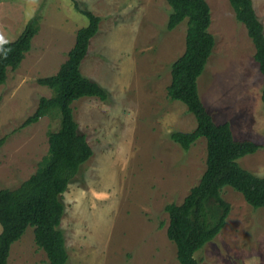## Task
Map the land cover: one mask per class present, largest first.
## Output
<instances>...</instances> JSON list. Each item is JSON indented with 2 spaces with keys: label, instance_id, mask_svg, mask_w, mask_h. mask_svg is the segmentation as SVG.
I'll use <instances>...</instances> for the list:
<instances>
[{
  "label": "rangeland",
  "instance_id": "1",
  "mask_svg": "<svg viewBox=\"0 0 264 264\" xmlns=\"http://www.w3.org/2000/svg\"><path fill=\"white\" fill-rule=\"evenodd\" d=\"M76 1L101 18L80 70L108 98L72 103L93 154L62 196L68 264H178L164 208L183 201L206 161L204 138L187 151L169 138L196 125L186 106L166 95L171 64L185 49L186 21L166 29V0ZM252 1L264 27V0ZM206 2L215 46L198 79L199 95L216 123L230 124L235 139L261 145L239 164L264 177V78L254 45L229 0ZM33 17L39 30L31 49L0 85V189L17 188L47 154L58 115L21 124L41 97L52 95L37 80L57 72L77 30L87 25L72 0H0V40L14 39ZM221 195L230 213L221 232L195 254L197 264H264V208H252L231 187ZM8 263L48 264L33 227L11 245Z\"/></svg>",
  "mask_w": 264,
  "mask_h": 264
},
{
  "label": "trees",
  "instance_id": "2",
  "mask_svg": "<svg viewBox=\"0 0 264 264\" xmlns=\"http://www.w3.org/2000/svg\"><path fill=\"white\" fill-rule=\"evenodd\" d=\"M170 13L168 31L186 21L184 52L171 64V80L166 87L169 100L183 103L195 120L189 132L173 131L169 138L184 151L200 138L205 139V169L180 204L165 206L169 221L167 238L175 245L178 264H197L195 254L223 229L230 204L222 198L225 187L242 195L252 208H264V177L244 169L239 160L255 153L261 145L250 139H235L228 122L216 123L204 106L198 79L215 46L209 31L211 11L206 0H166ZM87 25L77 30L75 42L57 72L37 82L52 95L41 97L35 111L21 127L38 122L47 114L58 115V127L48 132V152L36 171L15 189H0V264H9L11 245L33 227L34 243L44 251L48 264H68L69 256L60 223L65 211L62 196L69 184L91 158L93 150L74 118L72 103L81 97L108 98L107 91L81 73L80 65L89 52L101 18L72 0ZM235 18L242 23L254 45V61L264 78V27L252 0H229ZM39 30L37 17L31 18L12 40L0 43V85L9 70H16L31 49ZM264 102V88L262 90Z\"/></svg>",
  "mask_w": 264,
  "mask_h": 264
},
{
  "label": "clouds",
  "instance_id": "3",
  "mask_svg": "<svg viewBox=\"0 0 264 264\" xmlns=\"http://www.w3.org/2000/svg\"><path fill=\"white\" fill-rule=\"evenodd\" d=\"M0 43H2V40H0Z\"/></svg>",
  "mask_w": 264,
  "mask_h": 264
}]
</instances>
